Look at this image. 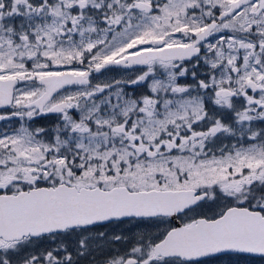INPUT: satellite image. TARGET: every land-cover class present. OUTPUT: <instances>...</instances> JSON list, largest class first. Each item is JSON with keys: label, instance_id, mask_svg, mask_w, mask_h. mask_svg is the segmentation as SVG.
Wrapping results in <instances>:
<instances>
[{"label": "snow or ice", "instance_id": "6c2138e0", "mask_svg": "<svg viewBox=\"0 0 264 264\" xmlns=\"http://www.w3.org/2000/svg\"><path fill=\"white\" fill-rule=\"evenodd\" d=\"M264 262V0H0V264Z\"/></svg>", "mask_w": 264, "mask_h": 264}, {"label": "flooded vegetation", "instance_id": "af4514ba", "mask_svg": "<svg viewBox=\"0 0 264 264\" xmlns=\"http://www.w3.org/2000/svg\"><path fill=\"white\" fill-rule=\"evenodd\" d=\"M257 264H264V262H259V261H258Z\"/></svg>", "mask_w": 264, "mask_h": 264}]
</instances>
